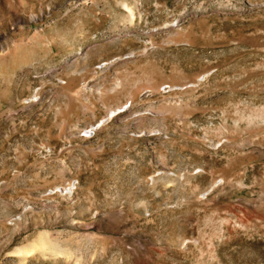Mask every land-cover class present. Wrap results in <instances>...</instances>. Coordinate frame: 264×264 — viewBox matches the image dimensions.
I'll use <instances>...</instances> for the list:
<instances>
[{
	"label": "rangeland",
	"instance_id": "374dc122",
	"mask_svg": "<svg viewBox=\"0 0 264 264\" xmlns=\"http://www.w3.org/2000/svg\"><path fill=\"white\" fill-rule=\"evenodd\" d=\"M0 264H264V0H0Z\"/></svg>",
	"mask_w": 264,
	"mask_h": 264
},
{
	"label": "built area",
	"instance_id": "2783aa9c",
	"mask_svg": "<svg viewBox=\"0 0 264 264\" xmlns=\"http://www.w3.org/2000/svg\"><path fill=\"white\" fill-rule=\"evenodd\" d=\"M99 127H100V125H95V126H90V127L86 128L85 132H84L85 136H88V137L94 136ZM72 184H73L72 186L74 187L75 183L72 182ZM72 190H73V188H72Z\"/></svg>",
	"mask_w": 264,
	"mask_h": 264
},
{
	"label": "bare ground",
	"instance_id": "6f19581e",
	"mask_svg": "<svg viewBox=\"0 0 264 264\" xmlns=\"http://www.w3.org/2000/svg\"><path fill=\"white\" fill-rule=\"evenodd\" d=\"M113 113H115V111H112V114H113ZM105 121H106V120H105ZM101 122H103V120L99 121V122H98L99 124H94L93 126H95V125H100V126H101Z\"/></svg>",
	"mask_w": 264,
	"mask_h": 264
}]
</instances>
